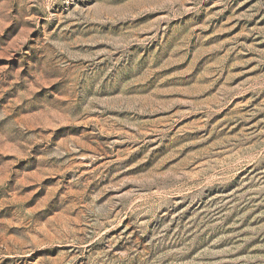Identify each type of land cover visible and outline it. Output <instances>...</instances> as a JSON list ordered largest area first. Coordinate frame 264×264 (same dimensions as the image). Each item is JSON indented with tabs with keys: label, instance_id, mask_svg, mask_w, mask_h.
<instances>
[{
	"label": "rangeland",
	"instance_id": "rangeland-1",
	"mask_svg": "<svg viewBox=\"0 0 264 264\" xmlns=\"http://www.w3.org/2000/svg\"><path fill=\"white\" fill-rule=\"evenodd\" d=\"M0 264H264V0H0Z\"/></svg>",
	"mask_w": 264,
	"mask_h": 264
}]
</instances>
